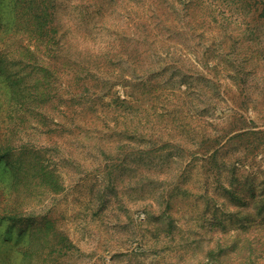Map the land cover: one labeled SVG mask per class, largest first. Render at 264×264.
Returning <instances> with one entry per match:
<instances>
[{
	"label": "rangeland",
	"instance_id": "rangeland-1",
	"mask_svg": "<svg viewBox=\"0 0 264 264\" xmlns=\"http://www.w3.org/2000/svg\"><path fill=\"white\" fill-rule=\"evenodd\" d=\"M47 1L43 34L6 27L41 0H0V264H264V60L231 1Z\"/></svg>",
	"mask_w": 264,
	"mask_h": 264
},
{
	"label": "trees",
	"instance_id": "trees-1",
	"mask_svg": "<svg viewBox=\"0 0 264 264\" xmlns=\"http://www.w3.org/2000/svg\"><path fill=\"white\" fill-rule=\"evenodd\" d=\"M197 1H198V5L201 7L204 3L205 4L207 3L208 6L211 7L212 11H218V9H220L219 8L220 6L218 5V3L223 4L225 2L231 1L232 5L235 6L234 7L235 13H236L238 20L240 19L242 21V23H238V24L241 27L246 28L245 30L248 31L249 34H253L256 36V40L255 39L254 40L256 41V45L258 47H257V50L255 51L257 54H260L262 56V59L264 60V45L261 46L260 45L261 43L258 41V39L261 36L264 37V0H197ZM47 2H48L47 0H41L40 2L41 6L39 7L31 6L30 2L28 4H25L23 11H21V16H19L17 13L16 14L13 13L6 27L8 28L9 26L8 30L9 31L12 30L16 26V22H19V19L21 17L23 18L22 23L26 31L31 32L32 28H34V30H39L40 32L44 34L47 28L48 21H49V18L47 17L46 7H45ZM9 40H10V37H8L7 42ZM251 42L253 43L254 41H251ZM30 46H33V44L29 46H23L20 44L19 46L14 47L12 49V54L14 53L18 58H21L22 60H24L21 56L23 52H26L27 54L33 53V50H30ZM61 51H62V48H60L59 52ZM0 73H2L1 69H0ZM22 89L23 87H19L16 93L18 97H16L15 100L18 102H21L22 106L24 105L26 106L25 108H27V104L29 103V101L25 100V97L21 95ZM3 90L4 88L0 87L1 94L3 95L4 99H7L6 94ZM69 95H70L69 97L68 96L63 97V95H59V98L67 103H73L72 101H73L74 94L70 93ZM28 97L29 95H26V98ZM45 99L46 98H44V100ZM27 109L28 110H26V115H24V118H27L28 120L31 109L30 108H27ZM27 120L24 119L23 123H27ZM23 123L21 125L14 124L10 128L9 131L12 132L14 128H16L17 132L23 131V129H26V126L23 125ZM2 136H3L2 133H0V137ZM5 155L6 154L3 151H0V165L5 159L4 157ZM36 168L37 170L35 171L33 167L26 166L22 168V170H20L21 178L25 179L24 185L28 187L29 189L32 188L33 181L37 177H40V175L43 176V179H45L46 177L49 178L50 176L48 167L46 166L42 157L38 159V164ZM12 171H14L15 173V170H12ZM4 172H5V168L4 167L0 168V176H3ZM36 172H38L40 175H38ZM17 181H19L18 178H17ZM0 199H1L0 206H3V204L6 203V199L4 198H0ZM7 210H9L10 213L8 215H5L4 218L8 220H12V221H16V220L19 221L18 219H20L22 214H24L25 209L17 205V206H13V208L12 207L8 208Z\"/></svg>",
	"mask_w": 264,
	"mask_h": 264
}]
</instances>
